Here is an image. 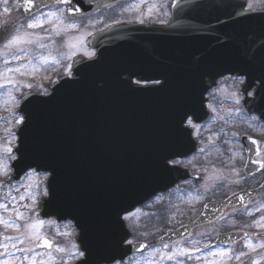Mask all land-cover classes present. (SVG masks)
Masks as SVG:
<instances>
[{"label": "water", "instance_id": "obj_1", "mask_svg": "<svg viewBox=\"0 0 264 264\" xmlns=\"http://www.w3.org/2000/svg\"><path fill=\"white\" fill-rule=\"evenodd\" d=\"M120 1L73 0L81 10L74 17ZM33 3L26 12L17 0L26 17L47 8L49 0ZM170 13L166 26L119 24L93 35L86 42L96 50L92 59L77 56L71 77L59 79L48 96L21 99L18 113L25 122L16 132L17 160L10 177L16 183L29 168L49 174V196L40 202L39 218L74 223L75 242L85 252L76 264H113L144 250L123 245L127 233L121 216L176 182L161 181L165 165L154 143L141 146L145 122L165 129L150 130V137L172 140L181 119L190 116L197 123L208 117L204 95L216 80L243 75L254 59L264 57V11L246 10V0H173ZM133 78L161 84L136 87L130 84ZM247 153L249 169L253 153ZM107 169L110 179L105 178ZM253 195H264V182L255 191L208 205L193 225L168 231L159 241L188 239L211 213L241 205ZM106 209L111 213L104 222ZM244 237L220 235L210 248ZM255 237L264 239V234Z\"/></svg>", "mask_w": 264, "mask_h": 264}, {"label": "flooded vegetation", "instance_id": "obj_2", "mask_svg": "<svg viewBox=\"0 0 264 264\" xmlns=\"http://www.w3.org/2000/svg\"><path fill=\"white\" fill-rule=\"evenodd\" d=\"M148 42L158 43L155 40ZM253 65L243 75L226 76L218 80L206 94L205 105L209 118L194 124L191 128L183 126L174 129L178 135L172 141L164 136L150 137L151 132H164L165 129L156 127L154 122L148 127V122H145L146 127L142 129L144 145L148 141L158 143V149L161 150L160 161L165 165L160 174L161 181L172 183L176 181V185L153 194L140 207L142 216L139 222L133 223V217L129 221H124L127 239L150 247L142 234L137 232L149 228L159 229L162 232L155 237L159 244L158 239L167 231L197 222L208 204L221 202L238 192L255 190L261 185L264 180V169H258L256 164H251L249 169L246 168V161L249 158L247 151L253 153L252 161L264 158V87L259 83L264 81V57L254 59ZM240 78H243V84L240 83ZM160 83L153 80L139 81L136 78L130 80V84L136 87H155ZM254 89L256 91L252 96L247 95ZM236 91L244 93L239 105L233 104L231 98V93ZM209 103L212 104V109L207 106ZM250 139L258 141V144H251ZM171 150L176 152H169ZM257 150L260 156H257ZM172 159L179 161V164L175 167L169 166L168 161ZM110 177V170L107 169L105 178ZM227 182H233V186H228ZM263 198L264 196L251 197L246 204L230 206L224 211L211 213L192 230L189 239L169 245L187 243L193 239L199 240L201 244L211 245L218 235L230 232H244L252 236L228 247L214 249L206 247V253L235 247L246 240L262 241L255 238L256 229L250 224L259 218L257 204ZM136 211L137 209L132 212ZM246 211H252V214L247 215ZM102 220L104 222L109 220L107 209ZM230 220L235 224L228 225ZM69 223L74 229L70 221L64 222ZM217 227L219 228L215 230ZM74 234L72 238L70 237L71 243H75L76 230ZM117 237L120 238L119 235ZM138 256H130L124 261L128 264L129 258Z\"/></svg>", "mask_w": 264, "mask_h": 264}, {"label": "snow or ice", "instance_id": "obj_3", "mask_svg": "<svg viewBox=\"0 0 264 264\" xmlns=\"http://www.w3.org/2000/svg\"><path fill=\"white\" fill-rule=\"evenodd\" d=\"M22 2L26 12L31 11L34 7L33 0H22ZM144 2L146 0H141V3ZM61 5L64 7H60ZM107 6L111 7L112 5ZM45 7L49 8V11H40L39 15L33 14L32 19L26 25H18L15 33L3 45H0V59L3 61V67H0V89H30L33 85L21 82L17 79V76L34 77L44 66L60 63V59L53 57L51 51L47 55L39 53V49L50 48V45L44 44L42 41L45 39L51 40L52 35L61 36L68 30L76 29L78 25L71 18L79 14L81 10L73 4V0H49V3L45 4ZM53 8L56 10L53 11ZM139 8L140 4L134 3L124 7L123 11L138 10ZM248 10H253L251 3L248 5ZM152 11L153 7L147 9L149 14ZM138 22L142 23V20ZM46 24L51 25V28L45 29L47 33L45 36L28 31V29L43 28ZM87 35H91V33ZM84 41L85 35H81L72 38V42H67V47L70 49V52L67 54L68 59H71L77 51H82L83 55L88 59L93 58L95 53L83 49ZM33 48L36 49L35 52H33ZM73 49L75 51H72ZM20 61H26V63L9 66L13 62ZM64 75H71L70 65ZM240 83H244L243 78H240ZM259 83L261 87H264V81ZM220 91H224V89H220ZM255 91L256 89L253 92H248L247 95L252 96ZM44 92L46 94V90ZM5 95L7 99L3 101L4 105H17L12 91H7ZM243 95V92H232L231 98L233 104L239 105ZM207 106L212 109L211 103ZM24 122V116L16 114L15 124L19 126ZM180 123L187 128L194 127V122L190 116L181 119ZM250 143L256 145L258 141L250 139ZM201 151H204V149H201ZM0 153H3V156H0V176L6 177L4 182L0 183V188L7 186L10 189L8 192L0 194V213L7 214V217L0 214V226L17 233L15 236H0V257H5V259H0V264H68L67 258L69 257L84 259L85 252L80 250L76 243H71L70 248L62 247L48 236L46 229L55 225L54 220L44 221L39 218L38 208L40 206V198H47L49 196L48 185L46 184L49 174H44L38 178L36 170L29 168L25 172L23 183H13L12 177L9 176L8 159L15 161L17 160V155L10 146H0ZM257 156H260L259 150H257ZM252 163L258 165V169H264V158L253 160ZM178 164L179 161L175 159L168 161V165L171 167H175ZM21 188L24 189L23 192H20ZM13 191L19 192V196L13 195ZM25 200L29 201V203H22ZM261 207H264V205ZM21 208L24 211H21ZM257 210L259 211L260 209ZM135 215V212H126L122 215L121 219L129 221ZM261 220H264V217H261ZM261 220L255 221L254 224L259 228H264V223H261ZM74 232L75 229L72 228L70 223L64 224L63 230L59 226L56 227V235L65 238L73 236ZM247 235L245 233V236ZM123 243L125 245H132L135 251H141L149 247V245L137 244L133 239H126ZM205 247H210V245H205ZM244 247L251 251H255L257 248L264 249V242L253 244L250 240H246ZM37 249H46V251L40 252ZM196 251H200V249L197 248ZM54 253L57 255H54ZM192 254V251L188 247H182L179 243L174 246L165 243L161 248H153L142 259L129 258V261L130 264H155L153 257L158 255L161 261H175L176 264H180L179 258L190 259ZM208 255L214 259L211 261L205 259V264H227L229 260L233 259L241 261L246 253L243 251L236 253L229 248L217 249L216 251L209 252ZM113 260H116V258L113 257ZM116 264H126V262L121 258L119 261H116ZM252 264H259V261L253 260Z\"/></svg>", "mask_w": 264, "mask_h": 264}, {"label": "rangeland", "instance_id": "obj_4", "mask_svg": "<svg viewBox=\"0 0 264 264\" xmlns=\"http://www.w3.org/2000/svg\"><path fill=\"white\" fill-rule=\"evenodd\" d=\"M171 1L172 0H146V2L141 3V0H123L122 2L116 5L104 9L96 10L85 16L71 18L78 25L76 29L68 30L66 33H63L61 36L52 35L51 40L49 39L43 40L42 43L50 45V48L39 49V53L43 55H47L49 51H51L53 57H57L60 59V63L48 64L44 66L39 73L35 74L34 77L17 76V79L20 80L21 82L31 83L33 87L30 89L29 88H20L19 90L0 89V146H10L12 149H14V147L16 146V141H17L16 131L19 126L15 124V119H16V114H18L20 98L30 93L42 94L45 93L44 90L48 92V87L53 83H55L60 77L64 76V73L66 70H68L69 65L71 66L72 60L78 55L84 56L82 51H77L76 54L72 56L71 59H68L67 54L70 52V49L67 47V42H72V38L74 37L85 35L83 49L94 53V51L89 49L86 45V41L91 35L105 29L109 25L121 21L141 23L138 21L142 20V23L145 24H153V23L165 24L170 19L169 6ZM134 3L140 4V8L138 10L123 11L124 7ZM249 3H251L253 10L264 9V0H247V7ZM149 7H153V11L150 14L147 12V9ZM52 10L55 11L56 9L53 8ZM44 11H49V8H47ZM36 15H39V13ZM32 17L25 18L22 15L20 8L17 7L15 0H0V45H3V43L8 38H10L11 35L15 33V30L18 25L20 24L26 25L28 21L32 19ZM50 28L51 25L46 24L44 25L43 28L28 29V31L39 34L41 36H45L47 35L45 29H50ZM88 33H91V35H87ZM32 50L33 52L36 51L35 48H33ZM72 51L75 50L73 49ZM18 63H26V61L13 62L9 66H17ZM0 67H3L2 59H0ZM7 91H12V94L15 97V100L17 101V105L8 106L3 104V101L7 99V96L5 95ZM0 156H3V153H0ZM4 158L8 159L7 157ZM12 162L13 160L8 159L9 175L12 173L10 167ZM36 174L38 178L44 175V173H36ZM24 176L19 181L20 183H23ZM5 179L6 177L0 176V183H3ZM227 185L233 186V182H227ZM9 190L10 189L7 186L0 188V194L6 193ZM23 191L24 189L21 188L20 192ZM12 194L19 196L20 193L13 191ZM43 198L44 197H41L40 200ZM258 202L259 203L257 204V208L260 210L258 212L256 211L259 215L258 216L259 218L257 220H261V217H264V207H261L262 205H264V198ZM22 203H29V201L25 200ZM137 210L139 211H136V215L133 217V223L139 222L141 220L142 211L140 208H138ZM21 211H24V209L21 208ZM245 213L247 215L249 213L252 214V211H246ZM0 214H3L5 217H7L6 213H0ZM44 221H49V220H44ZM229 222L230 223L228 225L235 224V222L232 220H230ZM254 222H251L250 225L254 226V228L256 229L255 232L263 233L264 228H259L255 226ZM224 223H226L225 220ZM261 223H264V220H261ZM63 225L64 224L62 223L55 222V225L47 227L46 231L48 236L51 239H53L56 244L62 247L70 248L71 246L70 237L65 238L63 236L56 235V227L59 226V228L63 230ZM218 228L219 227L215 228V230ZM42 231H44V229H42ZM161 232L162 231L159 229H152V228H149L148 230L138 231L137 233L142 234L143 239H145L150 244V247L148 248L147 251L138 254L140 256L137 255L138 257H132V259H142L143 257L147 256L148 252L152 251L153 248H161L163 245L157 244L156 242L157 238H155ZM5 235L15 236L17 235V233L11 229H5L3 226H0V236H5ZM198 241L199 240L197 239H193L191 242L179 243L182 247H188L193 253L190 259L184 257L179 258L180 264H205V259L209 261L214 259L213 257L209 256L208 253H206L205 244H201ZM251 242L253 244H256L264 241H251ZM244 244L245 242L235 247H231V249L236 253L240 251L246 253V255L242 257L241 261H236L235 259H233V260H229L227 264H252L253 260L259 261V264H264V249L257 248L255 251H251L250 249L245 248ZM170 246H174V245H170ZM197 248L200 249V251H196ZM54 255L57 254L54 253ZM0 259H5V257H0ZM67 259H68V264H75L74 262L79 258L73 259L69 257ZM153 259L155 261V264H176L175 261H166V260L161 261L158 255L153 257ZM128 264H130V261H128Z\"/></svg>", "mask_w": 264, "mask_h": 264}, {"label": "bare ground", "instance_id": "obj_5", "mask_svg": "<svg viewBox=\"0 0 264 264\" xmlns=\"http://www.w3.org/2000/svg\"><path fill=\"white\" fill-rule=\"evenodd\" d=\"M259 38H260V36H259ZM262 41H264V38L263 39H261ZM263 72H264V68H263Z\"/></svg>", "mask_w": 264, "mask_h": 264}]
</instances>
